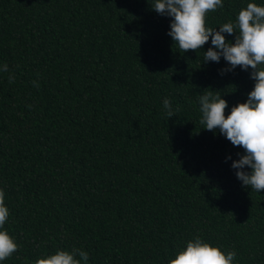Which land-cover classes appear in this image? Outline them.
<instances>
[{
    "label": "trees",
    "instance_id": "obj_1",
    "mask_svg": "<svg viewBox=\"0 0 264 264\" xmlns=\"http://www.w3.org/2000/svg\"><path fill=\"white\" fill-rule=\"evenodd\" d=\"M247 2L224 0L206 26ZM151 6L0 0V188L18 244L3 264L74 247L88 264H167L194 235L264 264V189L241 185L225 156L243 149L203 128L198 104L242 102L251 69L202 62L210 38L180 52Z\"/></svg>",
    "mask_w": 264,
    "mask_h": 264
},
{
    "label": "clouds",
    "instance_id": "obj_2",
    "mask_svg": "<svg viewBox=\"0 0 264 264\" xmlns=\"http://www.w3.org/2000/svg\"><path fill=\"white\" fill-rule=\"evenodd\" d=\"M224 0H152V8L160 15L170 17L167 35L183 52L202 49L210 38V46L204 50L202 62L225 64L218 69L221 75L233 72L237 66L242 71L251 69L254 80L246 99L229 106L221 93L205 92L198 98L200 122L203 128L228 139L239 146L237 159L231 154L230 167L242 186H250L259 192L264 189V0L256 3L248 0L236 14L234 21L224 22L218 28L206 26L208 11L223 7ZM235 33L234 41L226 35ZM181 52V51H180ZM8 65L0 64V72ZM12 76H9L11 81ZM163 108L171 117L175 113L170 100L163 98ZM228 109L225 115V109ZM9 208L4 202V190L0 188V264L18 248L15 239L5 228ZM34 264H88V252L82 248L71 250L57 248L54 252L38 256ZM167 264H238L235 250L221 246L194 235L179 246L168 258Z\"/></svg>",
    "mask_w": 264,
    "mask_h": 264
}]
</instances>
